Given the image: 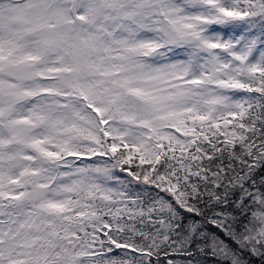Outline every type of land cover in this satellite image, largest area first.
<instances>
[{
  "label": "snow or ice",
  "instance_id": "6c2138e0",
  "mask_svg": "<svg viewBox=\"0 0 264 264\" xmlns=\"http://www.w3.org/2000/svg\"><path fill=\"white\" fill-rule=\"evenodd\" d=\"M204 225L183 254L264 264V0H0V264H169Z\"/></svg>",
  "mask_w": 264,
  "mask_h": 264
},
{
  "label": "trees",
  "instance_id": "16d2710c",
  "mask_svg": "<svg viewBox=\"0 0 264 264\" xmlns=\"http://www.w3.org/2000/svg\"><path fill=\"white\" fill-rule=\"evenodd\" d=\"M211 225H204L197 230L196 235L181 234L177 240L179 247L173 248V253H176L174 260L169 261V264H229L227 260L217 262L214 256H204L193 251L190 254H183L182 248L187 249L189 245L195 248H204L206 251L211 252L215 247L214 242L217 237L214 233H209L208 229ZM219 231V230H217ZM201 237H207L203 244H197L196 241ZM241 264H247L246 261H242Z\"/></svg>",
  "mask_w": 264,
  "mask_h": 264
}]
</instances>
